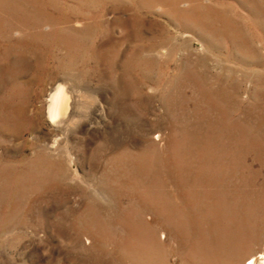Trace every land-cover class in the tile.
Masks as SVG:
<instances>
[{
    "label": "rangeland",
    "instance_id": "1",
    "mask_svg": "<svg viewBox=\"0 0 264 264\" xmlns=\"http://www.w3.org/2000/svg\"><path fill=\"white\" fill-rule=\"evenodd\" d=\"M253 256L264 0H0V264Z\"/></svg>",
    "mask_w": 264,
    "mask_h": 264
},
{
    "label": "bare ground",
    "instance_id": "2",
    "mask_svg": "<svg viewBox=\"0 0 264 264\" xmlns=\"http://www.w3.org/2000/svg\"><path fill=\"white\" fill-rule=\"evenodd\" d=\"M66 87V86H65ZM67 88V87H66ZM71 96L68 95L66 90L62 86H58L56 88V91L54 90L53 94L50 96V99L48 100V108H49V116L51 118H56L58 116H68V114L72 113V105L71 102L72 100ZM76 100V99H75ZM77 102V100H76ZM75 103V102H74ZM78 106V105H77ZM79 107V106H78ZM77 109V108H76ZM74 109V110H76ZM65 118V117H64ZM76 118V117H75ZM61 119V118H60ZM65 120V119H64ZM74 120V119H73ZM72 120V121H73ZM61 123V120H59ZM63 121V120H62ZM54 122V119L52 120ZM62 124V123H61ZM63 125V124H62ZM61 126V125H59ZM189 218V217H188ZM161 233V232H160ZM162 235V234H161ZM165 238V237H164ZM163 239V238H162ZM163 240H166L163 239ZM211 242V241H210ZM166 243V241H165ZM148 244V243H147ZM203 247V246H202ZM207 249V248H206ZM210 251V250H209ZM257 257V256H256ZM255 256L249 258L246 262V264H256L257 258Z\"/></svg>",
    "mask_w": 264,
    "mask_h": 264
}]
</instances>
